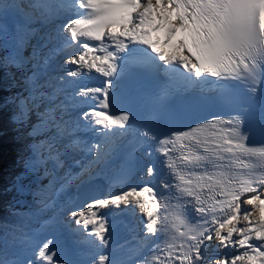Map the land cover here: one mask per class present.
I'll use <instances>...</instances> for the list:
<instances>
[{
    "label": "snow or ice",
    "instance_id": "6c2138e0",
    "mask_svg": "<svg viewBox=\"0 0 264 264\" xmlns=\"http://www.w3.org/2000/svg\"><path fill=\"white\" fill-rule=\"evenodd\" d=\"M13 7L25 13L28 23L15 34L0 27V42L5 37L14 41L13 50L0 58V67L14 66L21 73L27 95L17 93L0 107L30 105L28 113L44 108L38 112L39 123L28 133L43 139L26 145V151H31L26 172L37 180L36 196L40 198L36 203L42 205L36 211L53 208L67 187L90 183L106 169H113V179L126 187L70 209L74 223L81 226L71 228L73 221H62L72 234L83 237L86 233L108 247L111 237L105 212H131L140 222V239L147 250L138 264H264V197L258 195L264 184L254 187L245 182L232 187L223 172L194 171L206 157L232 158L240 168L245 165L238 154L264 151L246 147V142H254L239 130L234 119L238 115L202 117L160 132L154 121L144 119V126H135L132 113L124 110L142 96L139 85L131 86L138 68L160 71L178 95L193 100L238 96V84L250 96L264 93V0H25L24 7L0 0V14ZM62 15L67 19L58 23ZM33 22L46 35L50 27L51 39L77 48L78 54L66 60L76 67L64 68L66 75L51 76L53 50L44 53L49 43L44 37L43 43H31L38 34L37 28L29 26ZM146 28H158L164 44L180 41L172 51L181 54L160 53L151 40L140 36ZM93 80L97 83H86ZM206 83L213 86L210 95L204 94ZM69 109L77 111L76 128L99 137L82 148L85 155L79 159L64 143L71 123L65 119ZM28 113L23 120L17 114L12 118L23 126ZM258 120L264 134V105ZM129 136L131 151L121 159L122 139ZM137 152L140 157L134 155ZM138 158L146 161L143 174L148 180L133 185L130 179L137 173ZM178 189L184 194L176 195ZM52 222L61 221L53 216ZM52 244L48 237L37 240L27 264H37L34 257L44 264H57L59 253ZM0 264L10 262L0 254ZM98 264H109V256L100 255Z\"/></svg>",
    "mask_w": 264,
    "mask_h": 264
},
{
    "label": "trees",
    "instance_id": "16d2710c",
    "mask_svg": "<svg viewBox=\"0 0 264 264\" xmlns=\"http://www.w3.org/2000/svg\"><path fill=\"white\" fill-rule=\"evenodd\" d=\"M3 57L0 50V58ZM11 67L12 71L16 72L14 66H10L7 71L0 67V103L8 101L17 93L24 94V88H19V82L16 80L20 79L21 73L16 72L13 75L15 80L12 81ZM28 107L20 109L13 104L0 107V233L9 231L16 222L22 221L16 214L25 213L24 206L33 205L36 199L37 180L26 172L23 165L26 154L31 153L30 150L26 151V145L31 144L33 139L37 143L40 141L39 138L28 135L33 125H36L31 117L33 110L28 113ZM25 113H28L27 120L20 126L12 117L17 114L23 120ZM13 218L17 219L14 223Z\"/></svg>",
    "mask_w": 264,
    "mask_h": 264
},
{
    "label": "rangeland",
    "instance_id": "374dc122",
    "mask_svg": "<svg viewBox=\"0 0 264 264\" xmlns=\"http://www.w3.org/2000/svg\"><path fill=\"white\" fill-rule=\"evenodd\" d=\"M0 19L2 21V24L5 26L3 28L6 30V32L12 34H15L21 27L27 24L21 21L19 15L14 10V8L5 10L3 14H0ZM29 26L37 28V26L34 25H29ZM37 29H38V34L34 35L31 40L33 41V44H35L38 40L42 43L44 42L43 40H41V37H44L46 30L39 28ZM2 42L5 44L6 51L9 54L14 48V41L9 37H5ZM49 48H51L50 45L45 47V51H44L45 54L48 53ZM28 75H31L30 71L28 72ZM58 75L59 74H51V76H58ZM38 110L39 112H42L44 110L43 106H41ZM66 115L65 118L69 116ZM70 125H73V122H71ZM70 131L68 132V135L65 137L64 143L70 140L68 138L69 135H72V133L70 134ZM67 146H68V151L72 155H74L76 159L82 157L83 155L82 150L80 151L79 154L76 155V153H73L72 150L69 149V144ZM65 196L67 197L68 195H64V197ZM40 207L41 206L37 204L33 208L28 218L29 222L22 221L21 223L16 224V228L14 230H9L7 233L1 234L0 254H2L10 262V264H27V262L32 258L31 248L35 245V243L30 240V235L33 229L36 230L40 228V233L42 238H39L38 240H43L45 237H48L49 239L53 240V244L51 245V247L53 251H57L59 253V260L57 261V264H78L75 262V258H72L70 252L63 254L62 250H60V247L58 246V244L66 245L68 241V236H66L65 233L63 232L59 234L52 227H43L46 223L44 222V220L43 221L40 220L45 218L47 216V213L37 212L36 209ZM65 229L66 227L64 228V230ZM34 258L37 260V264H44V262L40 261L38 257H34Z\"/></svg>",
    "mask_w": 264,
    "mask_h": 264
},
{
    "label": "clouds",
    "instance_id": "9594fccd",
    "mask_svg": "<svg viewBox=\"0 0 264 264\" xmlns=\"http://www.w3.org/2000/svg\"><path fill=\"white\" fill-rule=\"evenodd\" d=\"M166 3V0H165ZM166 6H168L166 4ZM155 27V26H154ZM140 36L151 40L154 47L158 48L160 53H171L173 55H180V51L177 50L175 52L172 51L174 44H179L180 41H169L168 44L163 43V35L160 30L157 28L156 31H152L151 28H146L141 31ZM148 52L151 54L153 52V48L149 47ZM157 61L159 58L157 57ZM235 89L237 93L243 92V85H236ZM236 119L239 122V130L243 131V136L247 138L249 135L252 136L249 130L245 129L244 120L241 115L236 116ZM254 145H259L260 148L264 149V145H262L259 141H256L252 138ZM244 157L248 158L249 162L244 161ZM238 158L244 163V167L239 168V172L232 173L228 175L229 183L232 187H239L245 182L253 185L254 187H260V185L264 184V151L260 153H247V154H238ZM229 161L228 170L231 169L233 163L232 158H226ZM204 161H207L209 164L215 165L216 160L211 157H206ZM183 191L181 189L177 190L176 195H183ZM260 197H264V188H262L258 194ZM250 199H257V197H250ZM246 207H250L248 200L244 201ZM253 218H255V211L252 213Z\"/></svg>",
    "mask_w": 264,
    "mask_h": 264
},
{
    "label": "bare ground",
    "instance_id": "6f19581e",
    "mask_svg": "<svg viewBox=\"0 0 264 264\" xmlns=\"http://www.w3.org/2000/svg\"><path fill=\"white\" fill-rule=\"evenodd\" d=\"M20 4L22 7H24L25 6V3L23 2V1H17L16 2V4ZM15 11L19 14V17L20 18H23V16H25V13L24 12H21L20 10H19V8H15ZM27 11V9L25 8V12ZM60 21H63V20H60V18H58V23L60 22ZM24 24V23H23ZM47 32L49 33V35H46V37H45V39H47V40H49V43H48V45H52L53 43H56V42H58L57 40H55V39H51L50 38V34H51V28L49 27V28H47ZM62 46V44H60V43H58L57 45H55V48L56 47H61ZM54 48V49H55ZM65 49H73V48H71V46L68 48L67 46H65ZM59 62H56V61H54V64H58ZM72 67V65H68L67 63H66V68H71ZM80 72H82V73H85V74H87L88 73V70L87 69H80L79 70ZM92 73H94V70H93V72ZM63 75H66V73H62ZM68 79H75V78H73V77H67ZM78 78V77H77ZM68 95H70V93H68ZM61 99H63L64 97L62 96V97H60ZM78 99L80 98V97H77ZM70 110V112H68L67 113V115H69V116H67L65 119H69L71 122H73V125H69V128H68V132L70 131V134L73 132V134L72 135H69L68 136V138L69 139H71L73 136H78L79 134H80V131H79V129L78 128H76V121H78L79 120V117H78V115H77V111L76 110H72V109H69ZM71 118V119H70ZM81 124L82 123H84V121H79ZM246 130H249L250 132H251V134H252V138L254 139V140H256V141H264V135H262V134H260V131L259 130H255V129H246ZM72 141H73V138L71 139ZM81 144V142L78 144V145H80ZM71 146H74V145H71ZM246 147H259V145L257 144V145H248L247 144V142H246ZM78 148H79V146H78ZM246 162H249L248 161V158L247 157H244L243 158ZM219 162H220V164L221 165H225V166H228V164H229V161L227 160V159H223V160H218ZM146 162V161H145ZM233 165H235V164H233ZM236 166V165H235ZM238 168V170L236 171V172H239V167H237ZM136 177H135V180L132 182V184L133 185H136V184H138L139 182H144L146 179H148L144 174H143V169H140L137 173H136V175H135ZM144 176V179L143 180H141L142 179V177ZM94 181V180H93ZM101 180H99L98 182H96V183H99ZM146 183H147V181H146ZM82 185H80L79 187H77V189H79L80 187H81ZM64 195H68L67 197L68 198H70V196H73V201H74V198H75V193H74V191L73 190H68L67 191V193H62V196L64 197ZM136 215H139L140 216V213L138 212V210H136ZM109 216H110V218H112V220H113V222H114V224H115V226H116V228H120V226L123 224H128V221H123V220H121V217H126V218H131V217H134L133 215H132V213L131 212H127V213H123V214H120V215H116L115 213H113V212H109ZM118 221H120V223H118ZM110 234H111V231H110ZM122 237H123V235H122ZM122 247H125V245L124 246H122V241L121 240H118V241H116V242H112L111 244H108V247H105V246H103V247H98V250H99V252L97 253V255H100V254H102L103 252H115V253H118V252H120L121 251V249H122ZM136 254L137 253H135L133 250H131V249H128L127 251H123V256H119V257H115V264H123V262H125V264L127 263V264H130V262L131 261H137V256H136Z\"/></svg>",
    "mask_w": 264,
    "mask_h": 264
}]
</instances>
